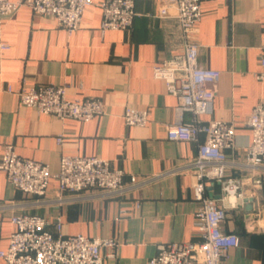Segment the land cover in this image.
Here are the masks:
<instances>
[{"label":"crops","instance_id":"crops-1","mask_svg":"<svg viewBox=\"0 0 264 264\" xmlns=\"http://www.w3.org/2000/svg\"><path fill=\"white\" fill-rule=\"evenodd\" d=\"M92 1L73 35L28 7L6 21L3 41L11 48L0 51V162L3 147L12 144L22 158L47 164L52 179L49 194L39 198L15 189L0 171V250L8 248L15 230L12 216L38 214L53 220L59 215L66 235L121 243L117 258L104 250V264H147L160 245L199 239L197 179L189 166L198 156V144L167 138L166 125L176 121L178 100L153 77L154 66L179 54L183 40L178 22L163 13L166 0H134L138 16L133 28L106 33L101 30L104 0ZM202 1L196 31L199 62L221 72L212 119L234 122L236 149L228 151L226 176L240 179L247 197L244 207L227 209L222 229L237 234L241 244L223 264H264V164L254 170L244 166L252 142L245 122L264 103V79L257 78L264 0ZM39 84L65 86L70 99L99 98L105 114L88 122L40 115L14 95ZM127 107L148 110V124L127 126ZM184 120L191 121L192 114ZM60 136L62 146L56 144ZM63 152L108 159L114 169L126 172V184L131 185L132 176L137 183L119 196L88 190L59 201L55 176ZM222 189L218 182L207 183L210 197L219 200Z\"/></svg>","mask_w":264,"mask_h":264},{"label":"built area","instance_id":"built-area-1","mask_svg":"<svg viewBox=\"0 0 264 264\" xmlns=\"http://www.w3.org/2000/svg\"><path fill=\"white\" fill-rule=\"evenodd\" d=\"M166 1L168 7L163 13L178 22L182 50L157 63L153 77L163 81L166 92L178 100L176 121L166 125L167 138L174 142L198 144V156L189 166L197 179L193 189L194 201L198 204L195 226L199 239L160 245L157 254L147 264H223L230 251L241 244L237 234L225 233L222 229L227 209L244 207L247 201L241 180L226 176L230 166L228 151L236 149V129L234 122L212 119L221 72L199 62L201 45L196 40V31L203 17V1ZM92 4V0H0V51L11 48L3 41L5 24L22 7L30 8L37 16L52 17L57 27L73 35ZM101 7L103 33L133 28L138 16L134 0H104ZM260 68L257 78L263 80L264 40ZM14 95L22 106L61 121L88 122L104 115L106 109L99 98L70 99L68 88L60 85L24 87ZM187 113L192 114L189 122L184 120ZM123 117L127 126L144 127L149 122L150 112L127 107ZM245 125L251 131L252 142L245 150L244 166L254 170L264 164L263 102L255 106ZM201 136L205 138L203 141ZM63 143L62 136L56 139L58 146ZM0 171L15 189L26 196L46 198L49 194L50 167L22 158L12 144L3 147ZM125 176L126 172L114 169L108 159L63 152L55 176L59 187L54 195L59 201L63 196L73 197L88 190L119 196L137 183V177L132 176L129 186ZM209 182L222 184L223 196L219 200L207 195ZM11 223L15 230L10 236L9 246L0 250L4 264H104V250L110 251V257L117 258L121 247L114 238L66 235L59 215L51 220L38 214H19L11 217Z\"/></svg>","mask_w":264,"mask_h":264}]
</instances>
